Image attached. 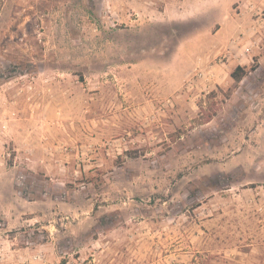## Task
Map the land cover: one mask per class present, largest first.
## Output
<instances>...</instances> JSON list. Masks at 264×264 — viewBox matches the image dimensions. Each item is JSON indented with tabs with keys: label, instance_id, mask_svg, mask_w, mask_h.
<instances>
[{
	"label": "rangeland",
	"instance_id": "1",
	"mask_svg": "<svg viewBox=\"0 0 264 264\" xmlns=\"http://www.w3.org/2000/svg\"><path fill=\"white\" fill-rule=\"evenodd\" d=\"M0 264H264V0H0Z\"/></svg>",
	"mask_w": 264,
	"mask_h": 264
},
{
	"label": "trees",
	"instance_id": "2",
	"mask_svg": "<svg viewBox=\"0 0 264 264\" xmlns=\"http://www.w3.org/2000/svg\"><path fill=\"white\" fill-rule=\"evenodd\" d=\"M254 70V67L251 68ZM248 68L244 65H237L231 72V77L236 81L240 82L243 77L248 73ZM210 120V119H209Z\"/></svg>",
	"mask_w": 264,
	"mask_h": 264
},
{
	"label": "built area",
	"instance_id": "3",
	"mask_svg": "<svg viewBox=\"0 0 264 264\" xmlns=\"http://www.w3.org/2000/svg\"><path fill=\"white\" fill-rule=\"evenodd\" d=\"M262 13V12H261Z\"/></svg>",
	"mask_w": 264,
	"mask_h": 264
}]
</instances>
